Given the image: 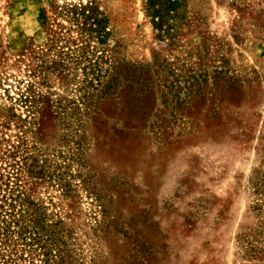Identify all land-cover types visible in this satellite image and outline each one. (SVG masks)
Listing matches in <instances>:
<instances>
[{"label":"rangeland","instance_id":"374dc122","mask_svg":"<svg viewBox=\"0 0 264 264\" xmlns=\"http://www.w3.org/2000/svg\"><path fill=\"white\" fill-rule=\"evenodd\" d=\"M174 2L0 0V264H264V0Z\"/></svg>","mask_w":264,"mask_h":264},{"label":"trees","instance_id":"16d2710c","mask_svg":"<svg viewBox=\"0 0 264 264\" xmlns=\"http://www.w3.org/2000/svg\"><path fill=\"white\" fill-rule=\"evenodd\" d=\"M174 0H149L150 12L153 16L154 27L158 30L160 37L169 33L172 28L170 20L174 19L171 15L174 10ZM99 28L96 29L101 41H105L106 32L104 29L105 19L99 20ZM104 24V25H103ZM55 264H58L57 262Z\"/></svg>","mask_w":264,"mask_h":264}]
</instances>
